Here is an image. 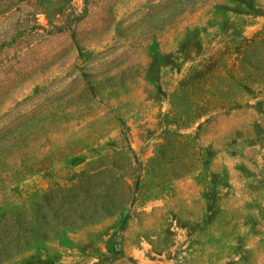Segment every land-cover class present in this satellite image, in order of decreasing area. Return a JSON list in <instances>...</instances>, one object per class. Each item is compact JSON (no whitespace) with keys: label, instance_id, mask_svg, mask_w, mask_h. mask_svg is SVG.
I'll list each match as a JSON object with an SVG mask.
<instances>
[{"label":"rangeland","instance_id":"374dc122","mask_svg":"<svg viewBox=\"0 0 264 264\" xmlns=\"http://www.w3.org/2000/svg\"><path fill=\"white\" fill-rule=\"evenodd\" d=\"M0 264H264V0H0Z\"/></svg>","mask_w":264,"mask_h":264}]
</instances>
